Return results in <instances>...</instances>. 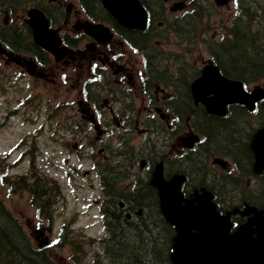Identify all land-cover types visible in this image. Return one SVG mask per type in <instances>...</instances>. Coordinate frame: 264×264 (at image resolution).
I'll list each match as a JSON object with an SVG mask.
<instances>
[{"label": "flooded vegetation", "instance_id": "flooded-vegetation-1", "mask_svg": "<svg viewBox=\"0 0 264 264\" xmlns=\"http://www.w3.org/2000/svg\"><path fill=\"white\" fill-rule=\"evenodd\" d=\"M87 1L0 0V17H5L0 25V65L4 64L8 70L11 87L17 93L21 87H31L32 81L54 80L63 84L64 80L69 83L76 78L73 86L79 93L77 110L66 120V127L71 128L68 134L74 140L70 154L75 156L79 166L84 164L83 160L90 164L89 169L82 172L73 165L72 180L102 193L101 199L94 203L107 212L103 218L105 238L112 240L121 236L127 226L145 223V214L142 215L141 209L136 210L139 206L151 213L148 215L160 232V217L163 222L166 219L157 208L161 209L163 204L161 186L167 185L181 194L182 205L190 201L197 205L198 199L208 204L209 194L219 213H230L229 220L235 224L246 222L249 218L246 213H231L226 203V198L230 197L227 192L225 197L224 189L231 187L235 196V189L246 185L244 198H248L247 206H253L251 198H255L260 187L256 177L264 176V171L256 174L253 170V154L247 136L250 121L237 120L239 113L235 114V119L232 117L235 111H243L244 106L232 104L228 106L229 115H213L201 103H195L190 89L184 102V94L179 92L186 68L183 70L177 60L167 65L171 81L165 87L160 72L152 66L156 55L145 56L143 43H130L136 30H128L112 21L109 26L115 37L110 42L89 36L91 19L85 15L92 7ZM172 1L166 0V5ZM177 6L170 9L173 11ZM184 6L180 10H184ZM31 9L41 12L43 17L36 13L41 24L45 25L44 20H47L52 51L34 41L28 16ZM55 38L60 39L56 46L52 42ZM145 58L149 65H145ZM216 59L211 55L203 66L215 63ZM83 71L86 75L81 77ZM224 118L227 120H221ZM56 122L58 126L61 124V121ZM207 122H210L209 127ZM217 124L234 128L239 148L215 143L212 132L218 129ZM135 134L142 140L140 145L132 144ZM57 144H62V139ZM96 149L102 154L99 159L95 157ZM239 149L245 152V160L239 157ZM32 176V181H42L41 172ZM39 189L43 202H48L47 184L41 183ZM205 195L202 200L200 197ZM258 210L264 213V204L259 205ZM40 234L45 235L42 231Z\"/></svg>", "mask_w": 264, "mask_h": 264}, {"label": "rangeland", "instance_id": "rangeland-1", "mask_svg": "<svg viewBox=\"0 0 264 264\" xmlns=\"http://www.w3.org/2000/svg\"><path fill=\"white\" fill-rule=\"evenodd\" d=\"M172 2L166 6L167 11H164L162 19L159 20L164 27L172 19L185 20L189 16L185 14L188 12L186 8L180 12L170 11L169 8L172 4L186 0ZM206 3L209 7L205 10V20L201 26L198 25L200 29L197 30L194 43L191 45L184 43L180 36L168 29L164 30L166 38L158 42L167 53L176 55L173 50L179 52L186 65L192 63L194 66H203L204 61L210 58L204 48L206 41L222 39L236 11L234 0H221L217 5L214 0H206ZM150 5L154 6L153 3ZM5 71L6 78L2 73ZM7 71L4 64L0 65V196L6 206L19 217L34 244L45 243V237L36 232L42 228L41 225L51 230L47 243L50 244L48 255L52 260L59 264H92L99 258L103 260V245L98 241L104 230L102 217L98 208L92 206L91 201L100 192L91 191L79 182L74 183L67 176V171L72 172L73 165L82 172L89 169L90 164V161L83 160L84 165L80 167L75 156L70 154L74 149V140L71 139L72 135L68 134L71 128L66 127L68 125L66 120H70L72 112L77 110L76 101L79 99V93L73 86L74 82H77L76 78L69 83L64 80L63 84L54 80L32 81L31 87H21L17 93L11 87ZM83 74L86 75L85 71L81 73V77ZM263 83L264 81L253 82L249 87L253 88ZM27 94L28 97L23 96ZM22 102H25L23 104L25 107H20ZM61 105H66L62 111L58 108ZM56 111L58 113H55ZM53 115H56L57 119ZM56 120L61 121L59 126H56ZM47 121H50V124L41 128L42 122L45 124ZM256 123L258 124V121ZM254 124L252 121L251 125ZM54 132H57V135L52 134ZM59 139H62L60 145L54 142ZM132 141L134 145L137 142L138 145L142 143L140 136L136 134ZM28 143L30 148L27 151L25 145ZM16 146L23 148L14 151ZM21 154L24 155L19 159ZM95 157L97 159L102 157L98 149L95 150ZM32 158H36L38 166L35 165L40 171L43 173L46 171V174L55 180L56 183H51L54 193L61 192V200L53 212V223L48 222L45 215H38L29 194L24 191L22 195L18 192H9L8 185L3 183L4 175L13 180L15 176L25 173L31 166ZM208 162L210 164V159ZM239 206V202H234L233 208L240 209Z\"/></svg>", "mask_w": 264, "mask_h": 264}, {"label": "trees", "instance_id": "trees-1", "mask_svg": "<svg viewBox=\"0 0 264 264\" xmlns=\"http://www.w3.org/2000/svg\"><path fill=\"white\" fill-rule=\"evenodd\" d=\"M198 1L194 0L191 4L195 12L194 22L185 37L188 38L193 33L188 38L189 41L192 39V42L196 37L197 20L201 21L203 16V9H199ZM236 3L237 13L233 16L225 37L217 41L207 40L206 43H216L212 52L223 60L221 64L227 74L233 75L245 84L258 82L264 78V0H236ZM208 118L209 116H206V119ZM209 123L207 122V127L210 126ZM216 126L218 129L212 132L215 143L223 145L227 143L234 149L239 148L236 143L238 133L233 130L234 128L218 124ZM239 151V157L245 160L247 158L245 152L243 149ZM261 183L262 196L259 198L264 201V180ZM23 186L25 187V181ZM29 186L31 192L39 197L42 206L44 199L41 198L43 195L40 190L33 187V184ZM260 193H257V196ZM256 198L258 197L254 200ZM137 209H141L142 215L145 214L146 222L141 221L139 225L127 226L121 236L109 240L105 244L103 260L99 258L93 264H173L170 251L176 236L175 228L162 225L159 232L153 218L148 215L151 213H147L144 206ZM0 264H58L49 257L45 248L33 245L21 222L1 201Z\"/></svg>", "mask_w": 264, "mask_h": 264}, {"label": "water", "instance_id": "water-1", "mask_svg": "<svg viewBox=\"0 0 264 264\" xmlns=\"http://www.w3.org/2000/svg\"><path fill=\"white\" fill-rule=\"evenodd\" d=\"M102 3L121 24L145 28L146 11L140 0H102ZM35 29V39L39 41L43 32ZM207 86L212 87L215 94L212 99L204 96ZM192 90L196 102H203L209 112L219 115L227 113L229 103H243L253 109L255 103L264 98V88L256 87L248 93L242 82L223 77L216 66L204 68L203 75L192 84ZM250 148L254 153V167L264 169V127L255 133ZM161 195L164 211H169L168 216L182 232L198 229L189 240L180 238L174 244L172 258L175 264H264V218H253L247 229L241 228L238 234L232 235L226 218L220 217L207 204L181 206L182 197L168 185L161 188ZM203 207L207 209L203 210ZM252 224L258 229H250Z\"/></svg>", "mask_w": 264, "mask_h": 264}]
</instances>
